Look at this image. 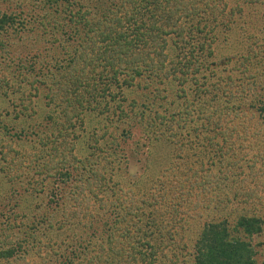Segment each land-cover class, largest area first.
I'll list each match as a JSON object with an SVG mask.
<instances>
[{
  "label": "trees",
  "instance_id": "trees-1",
  "mask_svg": "<svg viewBox=\"0 0 264 264\" xmlns=\"http://www.w3.org/2000/svg\"><path fill=\"white\" fill-rule=\"evenodd\" d=\"M26 2L27 8L16 2L0 9V88L13 70L11 38L37 14L41 27L44 18L52 23L44 32L59 55L36 53L17 64L20 87L46 90L51 130L49 136L37 133L32 151L6 143L0 167L10 180L36 179L38 191L51 181L60 195L15 233L16 223L6 224L0 264H166L162 258L172 264H257L253 239L264 227V23L245 39L228 71L218 70L214 57L231 28L240 27L241 35L256 30L263 0ZM235 79L239 87L227 88ZM134 86L150 90L156 101L128 100L126 89ZM168 90L184 98L172 110L163 102ZM27 97L29 102L19 100L18 113L35 114L30 92ZM246 111L248 124L238 128L236 118ZM89 113L109 123L93 132L89 153L80 157L76 130ZM42 124L35 121L33 130ZM135 128L150 142L164 136L181 151L192 148L193 139L205 143L193 161L198 166L177 177L179 195L113 181L110 170L120 162L116 145ZM104 137L110 150L99 144ZM238 143L241 150L234 148ZM106 213L101 223L97 216ZM193 220L199 225L188 244ZM68 228L69 236L57 233Z\"/></svg>",
  "mask_w": 264,
  "mask_h": 264
},
{
  "label": "rangeland",
  "instance_id": "rangeland-1",
  "mask_svg": "<svg viewBox=\"0 0 264 264\" xmlns=\"http://www.w3.org/2000/svg\"><path fill=\"white\" fill-rule=\"evenodd\" d=\"M26 1L27 0H0V9L5 11L14 8L16 2H21L24 4V7L27 8ZM234 1L236 0H231L232 3ZM8 4L10 7H7ZM261 6H264V4ZM261 6H258L257 10L262 9ZM245 9H247V5L245 6ZM250 12L255 11L250 9ZM37 16L38 20L31 18L24 30L17 35L15 34L13 39L11 38L15 44H7V49H9V55L7 57L12 60L11 66L13 70L6 71L8 70V67L4 68L8 73V81L6 80L8 84L4 83V86L0 88V149L6 147V143L12 142L14 143V146L19 149L18 151H32L34 148L32 149L31 146L34 141H36L37 133L40 134V136H49L51 130L45 122L47 112L52 110L51 106H46L45 104L47 101L45 97L46 90L43 86H39L36 94H34L33 92L35 91L33 89H30L29 91L25 86L24 88L20 87L18 82L20 81V76L17 74V64L23 63L22 60L26 57H30L31 59V55L36 53H44L47 58L52 55H59L57 43H55V45L50 44L51 37L50 35H47L48 33L44 32V29L47 30L53 27L52 23H46L44 18L45 22L41 27V18L38 14ZM258 16H263V18L259 17L261 18L259 21L256 19V30L249 29V32L245 33L246 36L245 34H240L241 29L237 26L231 28L230 32H225V42L223 43L221 40V43L215 47L214 63L217 65L218 70L223 72L228 71L232 66V60L234 62L236 57L240 55L243 46L242 44H244L245 39L256 34L258 32L257 29L261 28L258 24H261L262 22L264 23V10ZM48 39L49 41H46ZM5 64L4 66H6ZM39 69L40 65L35 66V70ZM35 70L33 72H37ZM200 79L203 80V76H201ZM240 81V79H235L234 85L232 87L227 86V88H238ZM22 85L23 84H21V86ZM4 90H7L8 93L6 97L3 96L4 94L2 93ZM149 91L150 90H145L139 86H134L126 89L125 94L128 96V100L133 98H136L138 101L148 99L146 101L149 102L153 99L155 102L156 100L152 98V94ZM29 92L32 96L31 99L35 102V114L31 113V109L29 108L27 115L25 113L20 114L18 112L23 106L19 104V100L22 99L24 103L29 102V98L27 97ZM183 99L184 98L179 97L174 92L168 90L167 96L163 102L168 105L170 108L169 110H172L174 109V106H178ZM123 105L127 109L129 108L126 102H124ZM245 107L249 108L248 103ZM250 114V111H246L245 115L236 118L238 128L248 124V116H250ZM103 119H105V116H96L89 113L85 116V123L80 127L77 126L78 128L76 127V133H78L79 136L78 142L76 143V152L80 157L89 153V147L94 143L92 140L93 132L98 131V133H101L105 130V124H108L109 122L105 121L106 123L103 124ZM35 121L37 123L43 122V124L40 127L36 126L33 130ZM252 122H254V119L250 120L249 125H251ZM237 132L238 130H235L233 138L236 136ZM15 133L20 134L21 137H16L14 135ZM219 140H221V137ZM191 142L192 148L189 150H186L185 148V151H181L173 141H169L164 136L156 141L153 140L150 142V139L144 131L140 130V128H135L130 132L129 137L126 138V140H120V144L118 143L116 145L115 154L120 157V162H117L116 160L113 164V168L110 170L112 179L114 182L125 188H145V190H148V193L151 191L157 193L159 188H164L168 191L169 197H173V193L179 195V191L176 188L177 181L179 180L177 177L184 179L189 170L195 169L196 166L193 164L196 163L193 161L197 154L205 147V143H201V140L199 141L200 144L197 143L198 139H193ZM99 144L101 148L110 150V143L107 144L105 137L100 139ZM19 145H22V147H18ZM240 147L241 145L238 143L234 148L241 150ZM104 153L107 154V150H105ZM193 153L195 156H191ZM196 165L198 166V163ZM36 176L37 175H35V177ZM44 184L43 191L35 190L34 186H36V179L26 175L24 178L10 180L7 175L1 171L0 167V232L4 231L5 226H7L6 224L11 225L15 222L16 224L13 225V229H11V231L15 233L19 228L23 227L24 223L31 221L35 215L43 212L45 208H50L56 204L60 195V193L57 192L58 187H55L56 185H53L51 181H47ZM172 190H174V192H172ZM54 192H56L55 195H53ZM161 204V208L167 206L164 202H161ZM107 217V213L103 216H97L98 219L100 218L101 223L103 219H106ZM206 217L207 214L204 213L201 220H205ZM198 225L199 221L197 222L196 220H193V223L189 225L186 231L188 244L192 242L193 234L198 228ZM57 233H59L60 236L61 234L63 236H69L70 229H61L58 230ZM255 241L258 242V245L256 246L258 249L256 256L257 264H262L264 260V227L263 232L253 239V242ZM161 260L166 264H172L168 259L162 258L160 261ZM181 263V261H177L175 264Z\"/></svg>",
  "mask_w": 264,
  "mask_h": 264
}]
</instances>
